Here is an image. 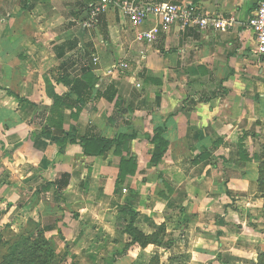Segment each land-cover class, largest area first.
<instances>
[{"label":"crops","instance_id":"0c3cea01","mask_svg":"<svg viewBox=\"0 0 264 264\" xmlns=\"http://www.w3.org/2000/svg\"><path fill=\"white\" fill-rule=\"evenodd\" d=\"M90 1L0 0V219L24 210L76 264H244L264 233V54L248 25L261 0H135L236 19L226 32L176 21L153 42L135 35L154 18L134 27L114 7L82 28ZM155 128L168 146L153 165ZM84 135L122 141L89 155Z\"/></svg>","mask_w":264,"mask_h":264},{"label":"built area","instance_id":"2783aa9c","mask_svg":"<svg viewBox=\"0 0 264 264\" xmlns=\"http://www.w3.org/2000/svg\"><path fill=\"white\" fill-rule=\"evenodd\" d=\"M114 7L125 15L134 27L141 26L148 18H154L156 24L148 29H140L135 39L140 42H153L158 34V28L167 29L172 23L179 22L182 27L186 25L197 26L201 29L212 28L216 32H226L234 27L236 19L233 16H208L193 4H178L172 1L139 2L135 0H91L83 19L82 28H93L97 25L99 17L109 8ZM249 28L256 41L257 52L264 54V0H261L248 21ZM95 60V59H94ZM124 62L119 63L125 68Z\"/></svg>","mask_w":264,"mask_h":264},{"label":"rangeland","instance_id":"374dc122","mask_svg":"<svg viewBox=\"0 0 264 264\" xmlns=\"http://www.w3.org/2000/svg\"><path fill=\"white\" fill-rule=\"evenodd\" d=\"M264 172V170H263ZM264 177V174H263ZM258 192V191H257ZM259 193V192H258ZM262 216L264 225V199H262ZM0 205V212L4 211ZM41 229L36 226L33 221L27 219L24 210L16 211L10 222L4 223L0 219V262L3 258L11 260L12 264H37L43 260V264H76L77 255L73 254L70 247H60L53 252L44 254L43 250H35L34 246L30 245V241H23L25 236H30L32 240L39 237L37 233ZM55 231V230H54ZM50 233H44L45 238H50ZM72 240V239H70ZM127 240V239H125ZM107 243V241H105ZM15 244V245H14ZM15 246L14 254H11V247ZM9 250L7 251L8 247ZM237 253V251H234ZM183 253L178 254L182 256ZM240 259H243L244 264H263L264 263V233L261 236L260 243L254 249V252L240 251ZM41 256V257H39ZM238 256V254H237ZM135 264H160L158 254H140L139 258L134 261ZM165 263V262H164ZM163 263V264H164ZM87 264V263H83ZM98 264V263H97ZM103 264V263H102ZM166 264V263H165Z\"/></svg>","mask_w":264,"mask_h":264},{"label":"trees","instance_id":"16d2710c","mask_svg":"<svg viewBox=\"0 0 264 264\" xmlns=\"http://www.w3.org/2000/svg\"><path fill=\"white\" fill-rule=\"evenodd\" d=\"M90 80V81H89ZM92 80H94V76L90 73H83L82 76L75 78L73 80V85L77 89H73L77 93L80 91L81 85H87L86 82H90V85H87L89 88L92 86ZM80 93H78L77 98L82 100L80 98ZM57 105H55L56 108ZM52 114H54V109L51 111ZM58 120L61 123V113L58 116ZM57 120L54 121L56 123ZM55 142H58L56 138H53ZM122 138L117 136V138L114 139H106L98 136H86L84 135L80 142L83 145L84 152L89 155H101L105 151L110 150L112 147L115 149L118 148L121 145ZM149 142L152 145V151L150 156V162L153 165H156L158 161L161 159L163 154L165 153L168 141L163 137V130L161 128H155L153 131V135L149 138ZM133 162L132 160L128 162L121 161L120 162V170L118 174V179L115 183V190L119 188V185L123 181L125 175L129 172L133 173L135 171V167L133 166L132 171L126 170L127 164ZM258 179H257V191L259 192L262 199H264V177H263V170H264V157L261 160L258 168ZM119 212L122 214H127L129 216V221L125 225V232L128 233L131 236V243L137 242L141 247L145 246L147 243L151 242V237L143 235L141 232L137 231L136 228L133 227V212L130 207L123 205L119 208ZM162 228V227H160ZM39 237L36 240H32L30 236H25L23 241H30V245L35 247V250H43L44 254H47L48 252H53L56 249V244L51 238H45L43 236V231L40 229L38 232ZM15 245V244H14ZM10 246L8 247L7 251L9 250ZM15 246L12 245L11 247V254H14ZM41 257V256H39ZM42 261H38L37 264H43ZM0 264H12L11 260H7L6 258H3V260L0 262ZM264 264V263H263Z\"/></svg>","mask_w":264,"mask_h":264}]
</instances>
